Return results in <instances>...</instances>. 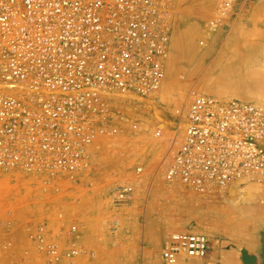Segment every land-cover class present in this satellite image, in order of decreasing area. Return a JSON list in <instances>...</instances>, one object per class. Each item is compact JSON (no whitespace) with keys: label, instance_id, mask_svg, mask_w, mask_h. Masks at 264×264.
<instances>
[{"label":"built area","instance_id":"obj_1","mask_svg":"<svg viewBox=\"0 0 264 264\" xmlns=\"http://www.w3.org/2000/svg\"><path fill=\"white\" fill-rule=\"evenodd\" d=\"M172 2L0 0V173L75 179L113 130L115 107L131 101L113 93L159 92ZM173 122L155 130L166 152L153 179L205 192L264 178V107L197 96ZM132 193L119 186L114 198ZM161 256L164 264L216 262L211 238L199 232L170 234Z\"/></svg>","mask_w":264,"mask_h":264},{"label":"rangeland","instance_id":"obj_2","mask_svg":"<svg viewBox=\"0 0 264 264\" xmlns=\"http://www.w3.org/2000/svg\"><path fill=\"white\" fill-rule=\"evenodd\" d=\"M187 19L196 26L191 24L185 30ZM168 26L161 89L151 99L123 93L114 96L131 101L115 107L110 121V129L115 131L96 140L75 179L0 173V264H159L156 259L164 241L182 228L211 238L215 264H246L244 252L256 258L255 264H264V178L234 183L236 193H229L231 184L200 193L178 183L167 184L160 177L153 179V170L166 152L164 141L154 136L155 130L171 125L179 106L201 95L242 102L233 94L217 97L206 90L224 88L227 71L257 67L255 62L240 67L226 52L241 48L249 53L251 46L243 48L248 41L258 47V53L264 52V0H175ZM194 32L206 41L200 43L193 58L185 59L188 46L178 45L182 51L177 52L173 45L184 42L181 36L185 33ZM190 42L187 44L196 45ZM171 55L177 56V64ZM137 167L143 168L142 174L136 173ZM123 185L133 188V196L118 203L114 191ZM194 202H202V206ZM195 206L202 209L200 213ZM189 208L200 215L192 212V217ZM198 217L203 223L196 222ZM233 234L243 236L234 239ZM73 250L76 255H70Z\"/></svg>","mask_w":264,"mask_h":264},{"label":"bare ground","instance_id":"obj_3","mask_svg":"<svg viewBox=\"0 0 264 264\" xmlns=\"http://www.w3.org/2000/svg\"><path fill=\"white\" fill-rule=\"evenodd\" d=\"M173 2H175V0H173ZM173 2L172 3H170V5H171V7H172V5H173ZM186 2H188V1H185V4H186ZM171 9V8H170ZM181 9V8H180ZM188 9V8H187ZM170 11V10H169ZM174 11V10H173ZM183 15V14H182ZM168 16H169V12H168ZM168 16H167V25H168ZM182 17V16H181ZM181 17H180V20H181ZM174 18V17H173ZM188 18V17H187ZM190 19V18H189ZM183 21V20H182ZM192 21V20H191ZM194 21V20H193ZM195 23L196 22H193V23H189V21H188V19H187V23L184 25V29L186 30V29H189L190 30V25L191 24H193V25H195ZM176 25V24H175ZM183 26V25H182ZM196 26V25H195ZM193 27V30H194V28H195V30H196V28L197 27H194V26H192ZM183 29V30H184ZM189 30L188 31H186L187 33H189ZM192 30V31H193ZM168 31H169V26H168ZM181 31V30H180ZM183 33V32H182ZM191 33H193V32H191ZM190 33V34H191ZM178 34H180V32L178 33ZM177 34V35H178ZM184 34V33H183ZM181 35V34H180ZM179 35V36H180ZM186 35V36H185ZM185 35L184 36H181V38H183L184 39V37H185V43L183 42V40H182V42L181 43H179V41L177 42V47H178V45H183V46H181V48H183V47H185V48H187V46H188V48H187V52L185 53V55H186V57H184L185 59H188L189 58V56H191V55H196V53H198L197 51L198 50H200V48L202 47V46H199V45H201L200 43H203L204 42V40L206 41V38H204V37H202V35H200V34H198L197 32H194V34H192V35H187L186 33H185ZM240 35V34H239ZM245 35V34H244ZM244 35H242V36H244ZM248 35V34H247ZM169 36H170V33H169ZM192 36V37H191ZM176 37V36H175ZM260 37V36H259ZM180 37H178L177 39H179ZM200 38H202V40L200 39ZM249 38V37H248ZM258 39V38H257ZM263 39V38H262ZM175 40H176V38H175ZM192 40H194V43L196 44V45H192L191 44V46H190V44L188 43L187 44V42L189 41H192ZM248 40V39H247ZM254 41V40H253ZM244 42H247V41H243V44H244ZM251 42V41H250ZM250 42L248 41L247 42V45H248V47L246 46H244L243 48H248L247 50H249V46H251V48H250V50H249V53H244L243 51H242V49L240 48H234V49H232L231 51H232V54H231V52H226L229 56H230V58L232 59V61L234 60V62H238V63H240V67H241V65L243 64V65H246V64H248V65H252V64H254V62H255V64H258L257 65V67L256 68H253V69H248V67L247 68H241V69H244V70H238V69H234V70H231V68H230V70L231 71H227V72H229V73H227V75L226 74H224V77H226V83L224 84V88H222V89H219V88H212V89H208V90H206V92L208 93V94H213V96L215 95V96H217V97H224V96H226V94L228 95V93H230L231 95L233 94L234 95V97H237V98H239L240 100H242V102L243 101H247V102H252V103H254V104H252V103H249V104H251L252 106L253 105H258V106H261V107H264V52H262V53H258L259 52V50H257L256 51V49L255 48H258L255 44H254V46H256L255 48L253 47V45H251L250 44ZM175 43L176 42H174V47H175V49H176V51L177 52H179L178 51V49L180 50V48L178 47H176L175 46ZM190 43H193V42H190ZM193 43V44H194ZM252 43V42H251ZM254 43H256V41L254 42ZM259 43V42H258ZM185 44V45H184ZM204 44V43H203ZM246 44V43H245ZM244 44V45H245ZM250 44V45H249ZM263 43H261V45H262ZM258 45V44H257ZM264 45V44H263ZM262 45V46H263ZM233 46H234V44H233ZM241 46H243V45H241ZM237 47V46H236ZM254 48V49H253ZM260 49L262 48L261 46L259 47ZM175 49H174V51H175ZM229 49V48H228ZM239 49V50H238ZM245 49V50H246ZM263 49V48H262ZM254 50L255 52H257L258 54H255V53H251L252 51ZM180 51H182V50H180ZM251 51V52H250ZM182 53V52H181ZM226 53H224V51H223V54H226ZM180 54V53H179ZM179 54H176V55H178L179 57H180V55ZM173 55V54H172ZM172 55H171V57H172ZM175 55V54H174ZM183 56V55H182ZM181 56V57H182ZM178 57V58H179ZM176 58V59H175ZM191 58H193V56H191ZM229 58V59H230ZM172 59V61L174 60L176 63L175 64H177V56L176 57H172L171 58ZM179 61V60H178ZM227 61H229L228 63L229 64H232V62H230L231 60H227ZM191 63V62H190ZM172 64L173 65H175L173 62H172ZM229 64H228V66H229ZM236 64V63H235ZM234 65V64H233ZM237 65V64H236ZM178 66V65H177ZM228 66H226V69L228 68ZM232 66V65H231ZM239 66V65H238ZM247 66V65H246ZM245 66V67H246ZM253 66V65H252ZM234 67H235V65H234ZM244 67V66H243ZM232 68H233V66H232ZM237 68V67H236ZM250 68V67H249ZM172 76V75H171ZM164 78H165V75H164ZM249 78H251L249 81H248V79ZM223 79V78H222ZM225 79V78H224ZM222 82V81H221ZM163 83H164V79H163ZM163 83H162V85H163ZM162 87V86H161ZM225 88H226V92L224 91L225 90ZM161 89V88H160ZM171 91V90H170ZM116 94H121V93H113V95L115 96ZM222 94H224V95H222ZM235 95H237V96H235ZM201 96H205V95H201ZM206 97H208V98H211V99H214V98H212V97H209V96H206ZM216 100V99H215ZM220 102H222V101H220ZM227 102H229V101H227ZM240 102V101H239ZM181 106H184V105H181ZM181 106H179V107H181ZM175 112H176V110H175ZM169 126H171V127H174L175 126V123L174 122H172L171 123V125H169ZM166 128V127H165ZM165 131H167V130H165ZM166 133V135L168 134V131L167 132H165ZM158 139H160V138H158ZM160 140H162V139H160ZM164 141V140H163ZM165 143V142H164ZM158 151V149L157 150H154V152L156 153ZM159 153H160V151H159ZM156 177H154V179H155ZM3 181V180H2ZM242 181H244V180H241V181H237V182H242ZM246 181H248V180H246ZM1 182V181H0ZM166 183V182H165ZM176 183H178V184H181V185H184V184H182V183H180V182H174V184H176ZM234 183H236V182H233V183H231V185L229 186V185H227V186H229V193H236L237 192V188H238V185H236V184H234ZM167 184H172V183H167ZM252 184H255V183H252ZM251 185V184H250ZM257 185V184H256ZM124 186H128V185H124ZM186 188H190V189H192V190H195V189H193V188H191V187H188V186H186V185H184ZM227 186H224V187H218V188H225V187H227ZM131 187V186H130ZM250 188H255L254 186L253 187H251V186H249ZM248 187V188H249ZM213 188H215V187H213ZM256 188H258V185H257V187ZM255 188V189H256ZM227 189V190H228ZM251 189V190H252ZM255 189H253V191L255 190ZM195 191H197V192H200V191H198V190H195ZM115 192V191H114ZM133 192H134V190H133ZM206 192V191H205ZM200 193H203V192H200ZM228 193V192H227ZM132 195H133V193H132ZM239 201H242V200H239ZM200 203H202V202H199V203H196V204H198L197 206H202ZM191 204V203H190ZM193 204V203H192ZM195 204V202H194V205H196ZM200 204V205H199ZM185 206H189V204H187V205H185ZM192 205H190V207H191ZM197 206H195L196 208H194V210H196V211H198V210H200V209H198L199 207H197ZM206 206H208V205H206ZM194 207V206H193ZM193 207H192V209L191 210H193ZM209 208V207H208ZM181 209V208H180ZM183 209V208H182ZM241 209V208H240ZM202 210V209H201ZM201 210L200 211H198L199 213L201 212ZM239 210V209H238ZM237 210V211H238ZM180 211V210H179ZM206 211V210H205ZM209 211V210H208ZM254 211V210H253ZM192 212L193 211H190V208H189V211H188V213H189V215H190V213H191V216H192ZM196 213L195 211L193 212V215H194V213H195V215H198L199 213ZM240 212V211H239ZM250 212V211H249ZM206 213V212H205ZM209 213V212H208ZM208 213H206V214H208ZM238 213V212H237ZM241 213V212H240ZM186 214H187V211H186ZM242 214V213H241ZM254 214V213H253ZM200 215V214H199ZM198 215V216H199ZM203 215V214H202ZM252 215V214H251ZM237 216H239V215H237ZM189 217V216H188ZM192 217H194V216H192ZM195 218V217H194ZM240 218V217H239ZM235 219V218H234ZM247 219V218H246ZM196 220V219H195ZM202 217L200 218V217H198L197 218V220H196V222H199L200 224L201 223H203L202 222ZM213 220V219H212ZM240 220V219H239ZM242 221L244 220V218L243 219H241ZM240 220V221H241ZM214 221V220H213ZM206 222V221H205ZM208 222V221H207ZM228 222V221H227ZM234 222V221H233ZM247 222V221H246ZM212 223V222H211ZM223 223V222H222ZM232 223V222H231ZM245 223V222H244ZM198 224V223H197ZM226 224V223H225ZM229 224V223H228ZM243 224V223H242ZM223 225V224H222ZM227 225V224H226ZM231 225V224H230ZM238 225V224H237ZM204 226V225H203ZM211 226V225H210ZM219 226H220V224H219ZM232 226V225H231ZM236 226V225H235ZM209 227V226H208ZM214 227V226H213ZM237 227H239V226H237ZM217 228V227H216ZM215 228V229H216ZM225 228V227H224ZM227 228V227H226ZM232 228V227H231ZM174 229V228H173ZM183 229V228H182ZM182 229L181 230H179L178 229V231L179 232H181L182 231ZM207 229V228H206ZM218 229V228H217ZM236 229H238V228H236ZM172 230V229H171ZM174 230H177V229H174ZM174 230H172V232L174 231ZM213 230V229H212ZM227 229H225V231H226ZM231 230V229H230ZM229 230V231H230ZM178 231H175V232H178ZM185 231V229H183V232ZM188 231V230H187ZM196 230H194V231H192V232H195ZM223 231V230H222ZM231 231H233V230H231ZM239 231H241V230H239ZM186 232V231H185ZM227 232V231H226ZM208 235L209 236H211L212 237V234H210V233H208ZM232 235H230L229 237H231ZM241 236H243L242 234H237V236H236V234L234 235L233 234V236H232V238H234V239H238V237L239 238H242ZM155 239H156V237H155ZM158 239V238H157ZM156 239V240H157ZM167 239V238H166ZM158 241H159V239H158ZM157 241V242H158ZM166 241V240H165ZM164 241V242H165ZM217 242V241H216ZM226 242V241H225ZM228 242V241H227ZM227 242L225 243V244H227ZM156 244H158V243H155V245ZM156 246H158V245H156ZM217 246H218V244L216 243L215 244V247L217 248ZM222 246V245H221ZM238 247V246H237ZM215 249V248H214ZM158 250H159V248H158ZM217 250V249H216ZM162 251V250H161ZM213 252H214V250H213ZM217 252V251H216ZM223 252V251H222ZM221 252V253H222ZM161 254V253H160ZM160 254L158 253V259H156V261L158 260V262H159V264H164V262H163V260H162V256H160ZM214 254V253H213ZM219 254V253H218ZM217 256V255H216ZM215 256V257H216ZM156 257V256H155ZM230 257V256H229ZM222 258H224V257H222ZM226 258V257H225ZM225 260H227V259H225ZM162 261V262H161ZM230 261V260H229ZM232 261H234V259L232 260ZM237 262L239 261V260H236ZM221 262H223V261H221ZM228 262V261H227ZM225 263H226V261H225ZM234 263V262H233ZM227 264H230V262L229 263H227Z\"/></svg>","mask_w":264,"mask_h":264},{"label":"water","instance_id":"obj_4","mask_svg":"<svg viewBox=\"0 0 264 264\" xmlns=\"http://www.w3.org/2000/svg\"><path fill=\"white\" fill-rule=\"evenodd\" d=\"M243 261L246 264H255L256 258L255 257H250L247 255L246 252L243 253Z\"/></svg>","mask_w":264,"mask_h":264}]
</instances>
